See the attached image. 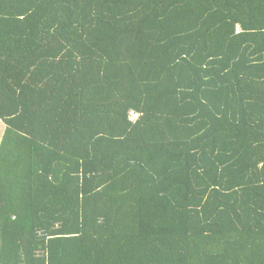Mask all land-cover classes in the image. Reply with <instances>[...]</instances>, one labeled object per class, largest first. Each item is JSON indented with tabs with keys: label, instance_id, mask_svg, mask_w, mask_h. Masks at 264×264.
Instances as JSON below:
<instances>
[{
	"label": "trees",
	"instance_id": "1",
	"mask_svg": "<svg viewBox=\"0 0 264 264\" xmlns=\"http://www.w3.org/2000/svg\"><path fill=\"white\" fill-rule=\"evenodd\" d=\"M0 122V264H264V0H0Z\"/></svg>",
	"mask_w": 264,
	"mask_h": 264
},
{
	"label": "rangeland",
	"instance_id": "2",
	"mask_svg": "<svg viewBox=\"0 0 264 264\" xmlns=\"http://www.w3.org/2000/svg\"><path fill=\"white\" fill-rule=\"evenodd\" d=\"M4 124L0 122V140L2 138L3 132H4Z\"/></svg>",
	"mask_w": 264,
	"mask_h": 264
},
{
	"label": "built area",
	"instance_id": "3",
	"mask_svg": "<svg viewBox=\"0 0 264 264\" xmlns=\"http://www.w3.org/2000/svg\"><path fill=\"white\" fill-rule=\"evenodd\" d=\"M133 119H137L139 117V114L136 112L131 113Z\"/></svg>",
	"mask_w": 264,
	"mask_h": 264
}]
</instances>
